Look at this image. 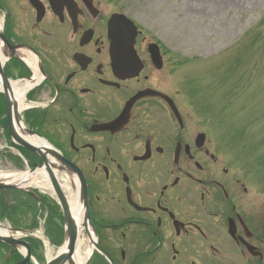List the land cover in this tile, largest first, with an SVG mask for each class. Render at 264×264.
Masks as SVG:
<instances>
[{
    "label": "flooded vegetation",
    "instance_id": "af4514ba",
    "mask_svg": "<svg viewBox=\"0 0 264 264\" xmlns=\"http://www.w3.org/2000/svg\"><path fill=\"white\" fill-rule=\"evenodd\" d=\"M35 1L14 0L8 14L0 7L5 37L41 59L44 77L27 94L33 104L22 120L66 162L67 196L88 219L86 264H264L263 185L249 166L234 164L241 152L230 153L233 161L224 155L234 149L212 134L217 111H207L189 83H159L167 69L161 43L126 13L123 0H37L41 22ZM125 18L136 26L127 40ZM152 44L162 60L152 57ZM6 70L11 79L29 77L16 58ZM37 195L39 201L26 196L28 217L17 228L32 231L42 221L60 244L61 209ZM24 241L29 264L46 259L37 238ZM22 262L19 251L0 245V264Z\"/></svg>",
    "mask_w": 264,
    "mask_h": 264
},
{
    "label": "rangeland",
    "instance_id": "374dc122",
    "mask_svg": "<svg viewBox=\"0 0 264 264\" xmlns=\"http://www.w3.org/2000/svg\"><path fill=\"white\" fill-rule=\"evenodd\" d=\"M123 1L126 13L166 51L167 69L158 75L159 83H189L187 89H195L207 111H217L212 134L234 149L224 155L231 159L230 153L241 152L234 164L249 166L264 191V0ZM14 5L0 0L6 14ZM8 147L0 138V180L27 171L15 167L8 155L18 152ZM60 183L69 192L65 177Z\"/></svg>",
    "mask_w": 264,
    "mask_h": 264
},
{
    "label": "water",
    "instance_id": "95a60500",
    "mask_svg": "<svg viewBox=\"0 0 264 264\" xmlns=\"http://www.w3.org/2000/svg\"><path fill=\"white\" fill-rule=\"evenodd\" d=\"M51 4H54V0H50ZM38 10V21L40 22L43 18V9L38 5L34 4ZM120 31H123L121 28ZM126 33L127 37L126 40L129 38L128 33L129 29L128 26L126 27ZM116 41H118V37L115 36L114 43L116 44ZM0 44L2 46V54L3 56L9 60L13 57H17L15 54L16 48L11 46L9 42L6 40V38L3 35V32L0 30ZM156 46L151 47V52L153 54V58H155V51L154 48ZM118 48V47H116ZM115 48L114 56L117 57L118 49ZM28 49V48H27ZM156 49H158L156 47ZM29 51L33 52L31 49ZM34 53V52H33ZM6 60V61H7ZM4 66L1 65L0 61V79L3 83L4 89L1 91L5 96V117L8 120V127H9V134L12 138L13 142L17 144L18 146L34 153L43 161V166L40 168H37L35 170H32L31 172H36L38 169H45L48 176L49 181L51 182V185L53 187V191L58 197L60 204L62 206L63 214H64V220H65V236H66V242H67V250L66 252L58 253L57 256L51 260H48L46 264H75L73 262V258L76 252L77 243L80 236V228L81 225H78L76 217L71 211L69 202L57 180V177L54 175L53 171L56 172H62L64 171L63 168L60 166L61 164L65 163L61 155L53 150L52 148H46L43 149L41 147H37L29 143L25 138L24 135L27 134L29 136H34V134L31 131L23 129L21 126V116L20 112L18 111V108L16 104L13 102L11 95L9 94V79L6 77L4 70ZM41 69V67H40ZM160 96H163L161 94H158ZM24 190L29 192V190L24 189L18 185L6 183L4 181H0V191L7 192V190ZM30 194H33L32 192H29ZM87 217L85 218L86 222ZM83 226H86L83 222ZM18 230H13V232H17ZM0 243L11 246L12 248L17 249L20 246L28 247L24 242L14 239L11 236H3L0 235ZM28 250V256L24 260L22 264H28L29 263V255L30 251Z\"/></svg>",
    "mask_w": 264,
    "mask_h": 264
},
{
    "label": "bare ground",
    "instance_id": "6f19581e",
    "mask_svg": "<svg viewBox=\"0 0 264 264\" xmlns=\"http://www.w3.org/2000/svg\"><path fill=\"white\" fill-rule=\"evenodd\" d=\"M2 22L0 21V30L2 29ZM26 60L28 62H32L31 63V67L32 69L38 73L37 70V60L32 58L31 55L25 54ZM5 58L2 54V49L0 51V61H1V65H3L5 63ZM33 87V85L31 84H25L23 86H20L19 83H15V82H10L9 83V94L12 97L13 102L16 104L18 111L21 112L24 110V102L26 99V94L27 92ZM4 89L3 83L0 79V91ZM29 143H31L34 146L37 147H41L43 149H48L51 148L49 146V144L47 142H45L44 140H40L36 137H29V136H25L24 137ZM54 175L57 177V172L53 171ZM41 178V180H40ZM6 183H10V184H15L18 185L20 187L26 188V187H30V186H35V187H44L48 190L52 189L51 184L49 182V176L46 172L45 169H39L36 172H24V173H20V174H14V175H8L6 177H4L3 179ZM69 204H70V208L72 213L74 214V216L77 218V223L79 225V221H80V215H78L79 210L77 208V206L74 204V202L71 200H69ZM11 234V231L6 230V229H1L0 228V235H4V236H8ZM85 237H86V230L85 229H81L80 230V236H79V240L77 243V248H76V252H75V256L73 258V262L75 264H85L87 261V257H86V253H82V250L86 247L85 244ZM67 247L64 246L60 252H66Z\"/></svg>",
    "mask_w": 264,
    "mask_h": 264
},
{
    "label": "trees",
    "instance_id": "16d2710c",
    "mask_svg": "<svg viewBox=\"0 0 264 264\" xmlns=\"http://www.w3.org/2000/svg\"><path fill=\"white\" fill-rule=\"evenodd\" d=\"M26 73H27V76L30 75L29 71H26ZM6 74H8V73H7V70H6ZM22 74H23V73H21V76H22ZM24 74H25V71H24ZM21 76L19 75L18 77H21ZM3 114H4V100H3V96L0 94V117H2ZM5 126H6V125H5ZM22 152H23V153H26V151H23V150H22ZM30 166H31V167H34V166H35V163H30ZM1 203H2V212H4V211L6 210L5 201L2 200Z\"/></svg>",
    "mask_w": 264,
    "mask_h": 264
}]
</instances>
